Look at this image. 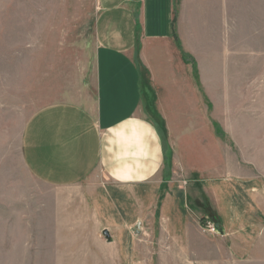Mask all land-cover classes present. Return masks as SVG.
Segmentation results:
<instances>
[{"label": "rangeland", "instance_id": "rangeland-1", "mask_svg": "<svg viewBox=\"0 0 264 264\" xmlns=\"http://www.w3.org/2000/svg\"><path fill=\"white\" fill-rule=\"evenodd\" d=\"M95 7L0 0V264H264V0H175L210 205L194 208L187 231L162 216L132 218L127 246L77 220L80 188L44 185L28 170L22 138L34 113L82 103Z\"/></svg>", "mask_w": 264, "mask_h": 264}, {"label": "crops", "instance_id": "crops-1", "mask_svg": "<svg viewBox=\"0 0 264 264\" xmlns=\"http://www.w3.org/2000/svg\"><path fill=\"white\" fill-rule=\"evenodd\" d=\"M174 9L175 0H96L82 103L45 105L22 138L28 170L44 185L80 188L77 220L96 221L127 246L132 218L162 216L187 231L193 210L210 209L204 143L187 122L197 117L196 89L185 79Z\"/></svg>", "mask_w": 264, "mask_h": 264}, {"label": "built area", "instance_id": "built-area-1", "mask_svg": "<svg viewBox=\"0 0 264 264\" xmlns=\"http://www.w3.org/2000/svg\"><path fill=\"white\" fill-rule=\"evenodd\" d=\"M207 224H206V227H207V229L209 230V231H213L216 227L215 226H213L211 223H209V222H206Z\"/></svg>", "mask_w": 264, "mask_h": 264}, {"label": "water", "instance_id": "water-1", "mask_svg": "<svg viewBox=\"0 0 264 264\" xmlns=\"http://www.w3.org/2000/svg\"><path fill=\"white\" fill-rule=\"evenodd\" d=\"M103 235H105L106 237H108V232L106 230H104Z\"/></svg>", "mask_w": 264, "mask_h": 264}, {"label": "bare ground", "instance_id": "bare-ground-1", "mask_svg": "<svg viewBox=\"0 0 264 264\" xmlns=\"http://www.w3.org/2000/svg\"><path fill=\"white\" fill-rule=\"evenodd\" d=\"M119 198V197H118Z\"/></svg>", "mask_w": 264, "mask_h": 264}]
</instances>
